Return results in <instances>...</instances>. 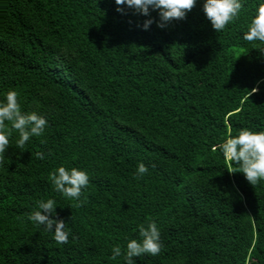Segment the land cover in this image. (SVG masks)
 <instances>
[{
  "label": "trees",
  "instance_id": "trees-1",
  "mask_svg": "<svg viewBox=\"0 0 264 264\" xmlns=\"http://www.w3.org/2000/svg\"><path fill=\"white\" fill-rule=\"evenodd\" d=\"M0 264H264V0H0Z\"/></svg>",
  "mask_w": 264,
  "mask_h": 264
}]
</instances>
